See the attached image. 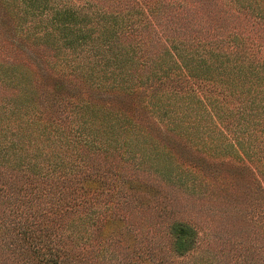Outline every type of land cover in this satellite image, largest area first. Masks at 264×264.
Instances as JSON below:
<instances>
[{"label": "trees", "instance_id": "1", "mask_svg": "<svg viewBox=\"0 0 264 264\" xmlns=\"http://www.w3.org/2000/svg\"><path fill=\"white\" fill-rule=\"evenodd\" d=\"M212 231L264 264V0H0V264H209Z\"/></svg>", "mask_w": 264, "mask_h": 264}, {"label": "rangeland", "instance_id": "2", "mask_svg": "<svg viewBox=\"0 0 264 264\" xmlns=\"http://www.w3.org/2000/svg\"><path fill=\"white\" fill-rule=\"evenodd\" d=\"M55 4H65L67 6L71 5V6H78V5H81V0H54ZM205 219L207 220H210V221H206L205 220V224L203 226H200V228L198 229L199 230V234L204 232V231H207V228L210 227V226H213L212 223L214 222V220H211V218L209 219V217H206L204 216ZM202 219V217H201ZM229 222V221H228ZM207 225H210V226H207ZM221 225L223 226L222 222H221ZM207 226V228H206ZM246 225L244 224V226H242L240 229L241 232H240V240L242 242H240V248L242 250H245V247H247L248 250H255V251H258L262 246V244L259 243V239L256 238V234L254 236V233H252L253 231V228H252V231L249 232L247 229H244ZM224 227V226H223ZM226 229V227H224ZM247 228V226H246ZM222 231V230H221ZM214 232L212 231L213 234L211 235H207V239H205V237L203 238L202 240V243L201 245H199L195 251V255L197 256L198 253L201 254L202 253V249H206L208 254H209V264H215V260L217 258V255H216V252L218 251V249L220 247H227V241H226V237L224 233L222 232ZM200 242H201V239H200ZM204 242V243H203ZM199 248H200V252H199Z\"/></svg>", "mask_w": 264, "mask_h": 264}]
</instances>
